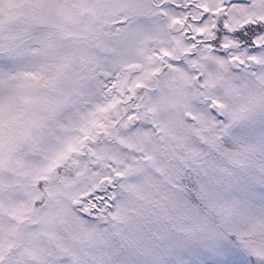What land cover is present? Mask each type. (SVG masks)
I'll list each match as a JSON object with an SVG mask.
<instances>
[{
	"label": "snow or ice",
	"instance_id": "1",
	"mask_svg": "<svg viewBox=\"0 0 264 264\" xmlns=\"http://www.w3.org/2000/svg\"><path fill=\"white\" fill-rule=\"evenodd\" d=\"M0 264H264V0H0Z\"/></svg>",
	"mask_w": 264,
	"mask_h": 264
}]
</instances>
